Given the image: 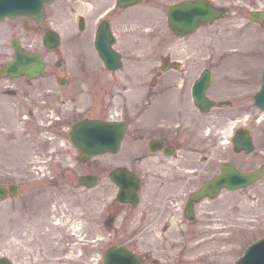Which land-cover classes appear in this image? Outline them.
Segmentation results:
<instances>
[{"label": "flooded vegetation", "instance_id": "af4514ba", "mask_svg": "<svg viewBox=\"0 0 264 264\" xmlns=\"http://www.w3.org/2000/svg\"><path fill=\"white\" fill-rule=\"evenodd\" d=\"M100 1L99 6L106 4V0ZM68 6L55 5L54 9L64 11ZM75 8L86 10L87 14V9L80 4L74 5ZM77 11L74 19L70 17L63 25L60 21L56 24L61 31L42 25L44 17L38 21L29 16L34 20L31 25L38 26L37 40L46 50L55 53L52 62H47L44 54L46 68L52 66L53 71L43 78V75L35 79L25 75L10 77L11 81L20 80L6 84L10 87L6 92L26 91L22 96L29 105L42 100L45 102L43 109L54 108L55 113L57 110L58 118L49 113L54 118L46 128L35 125L36 118L32 116L23 117L26 133L42 142L41 149L31 156L32 160H39L41 153L55 160L60 158L59 145L66 144L68 127L78 119H120L124 123L123 135L118 150L108 155L107 177L114 186L111 188L116 189L109 177L113 168L125 166L134 173L138 177V202L131 205L118 201L113 195L107 203V221L116 217L128 219L131 211L138 222V238L158 235L162 240H186L195 234L202 236L209 232L224 236V229L210 230L209 227L215 228L224 221L225 200L221 198L231 189L217 188L208 182L207 193H215L214 196L206 194L201 199L189 200V194L222 172V164H230L240 171H250L264 164V153L260 155L263 150L256 147L251 152L235 150L233 140L225 138L224 126L225 116L236 113L239 115L235 119L248 125V116L244 113L251 114L252 109H256L251 101L253 89L258 85L256 63L249 64L243 59L242 63L227 64L230 59L197 57L193 51L178 57L173 55L170 42L163 43V48L158 46L156 57L129 58L128 12L118 6L105 18L113 47L121 56L120 68L109 70L95 49L92 21ZM73 22L75 25L71 29L74 31L68 33L66 27ZM50 29L58 34L54 50L43 43ZM136 37L140 39V33H136ZM31 45L26 47L33 49ZM70 65L76 66L75 73L66 69ZM206 69L209 80L203 88L205 101L202 104L208 106L204 110L194 101L193 85ZM84 91L90 93V99L84 101L87 102L86 112L67 113L66 101H74ZM98 103L103 108L101 115L96 111ZM21 106L24 112H29L25 111L28 105L24 100ZM255 120L256 116L253 122ZM248 126L244 127L250 132L251 126ZM95 158L83 159L77 155V162L85 166L83 173L98 175ZM42 172L50 176L45 182L48 186L24 184L34 182L32 178L16 181V192L10 198L9 227H0V238L8 234L11 239L9 257L12 264H97L96 188L65 186V173L55 167ZM256 181L235 192L258 191ZM73 190L91 191L90 207H83L79 197H70L66 212L62 199L66 192L71 194ZM46 191L48 195L45 196ZM218 198L221 200L215 201ZM2 248L0 255L6 254ZM139 255L142 264L157 262L156 256L149 251L139 252Z\"/></svg>", "mask_w": 264, "mask_h": 264}, {"label": "rangeland", "instance_id": "374dc122", "mask_svg": "<svg viewBox=\"0 0 264 264\" xmlns=\"http://www.w3.org/2000/svg\"><path fill=\"white\" fill-rule=\"evenodd\" d=\"M175 1L178 0H142L138 5L129 8V31L130 33L138 32L141 34L139 44L133 43L134 35L130 36L129 54L127 55L129 58L156 57L158 46L163 48L164 45L161 46L163 43L170 42L173 43V48L171 49V51H174L173 55L178 57H185L193 51L194 56L198 55L197 57L230 59V62L226 61L227 64L242 63L243 59H246L245 62L249 64L256 63L259 84L264 40V19L253 20L250 18L249 13L255 9H264V0H209L216 5L228 6L229 13L201 24L195 31L185 36L174 34L167 25L165 10L170 3ZM67 3L66 0L47 1L45 3V16L42 25L53 26L61 31L56 24L59 22L60 17L58 16L63 12V9L56 10L58 8L54 9L55 5H59L60 8L71 5V18L74 19L78 10L77 12H82L84 16H87L89 22L97 11L104 7V5L102 7L99 6L102 3L100 0H67ZM104 3L108 4L110 2L106 0ZM78 4L87 9V14L86 10L74 9V5ZM31 21L33 22L34 20L26 15L6 16L0 19V65L11 55L13 49L10 46V41L13 36H18L25 46H29L32 43L30 47L33 49H42L47 62H52L55 53L48 49L46 50L40 41L37 40L38 26L33 27ZM89 22L88 29L90 32ZM137 24L143 30L137 28ZM74 25L73 22L66 27L69 31L68 33L74 31V29H71ZM135 25L136 27L133 28ZM132 30L135 31L132 32ZM137 30H142V33ZM75 68L76 66L74 65L66 67L71 73H75ZM52 71V66H48L44 70L42 78ZM10 79L8 76L0 77V184L7 185L13 181L32 178L34 182H26L24 184L48 186L49 184L45 182L50 178L49 174H44L41 170L37 173L35 172L38 170L37 165H42V170H50L52 167L61 169L65 173V186L77 185L76 176L85 170V166L77 162V150L66 137V144L59 145L61 147L60 158L47 161L46 156L41 153L39 160H32L31 156L37 153L38 149H41L42 142L37 141L35 136H30L26 133L27 126L23 122L26 119L23 117L32 116V118H36L34 120L35 125L37 124L40 128H46L48 122L46 119L50 118V115L53 114L58 118L57 110L55 113L53 112L54 108H51V110L43 109L45 102L42 100L29 105L26 98L22 96V94H26V91L21 92V89H17L16 92L12 91L14 93L11 91L6 92L5 89H10L6 84L19 82L20 80L11 81ZM248 86L249 89L252 88L251 84ZM29 89L31 90V87ZM32 90L35 91L36 88H32ZM89 94L88 91H84L78 94L74 101H66L67 105H69L66 110L67 113L68 111L70 113L86 112L85 106H87V102L84 101L90 99ZM30 97H33L32 94ZM84 97L86 99H83ZM22 100L28 105L25 111L29 110V112H24V108L21 106ZM74 103H77L78 106L73 105ZM101 110L103 108L98 103L97 114L101 115ZM252 112L251 114L247 113L248 119L246 121L251 126L256 148L264 151V109L253 108ZM238 115L236 113L225 116L224 126L227 127ZM254 116H256V120L253 122ZM263 153L260 151V155ZM108 155L109 153L107 152L101 153L94 160L97 173L99 174L96 186L98 217L97 264H102L101 253L105 247L112 243L120 242L126 243L135 252L149 251L152 255H156L158 258H156L157 262L155 264H230L243 252L249 242L264 233V177L256 182L258 191L254 189L253 192L246 193L228 190L224 198H221L225 200L226 208L225 235L217 236L215 241L208 238L207 235L199 236L196 234L191 239L188 238V240H162L158 235L138 238V222L132 216L131 211L128 212V219L116 217L113 221L107 223V203L114 195V189H112L114 186L107 177ZM47 192H44L45 196L48 195ZM90 193L91 191L89 190L85 192L73 190L71 194L66 192L65 197L62 199L66 203L63 206L64 208L66 207V212H68L70 207V197H79V200H82L81 204L83 207H90ZM221 199L218 198L215 201ZM242 199H245V201L241 202ZM10 209L11 199L9 197L0 198V227H9ZM211 230L214 229L211 228ZM1 236L0 248L8 249H2L4 252L9 251L11 239L8 234H2Z\"/></svg>", "mask_w": 264, "mask_h": 264}, {"label": "water", "instance_id": "95a60500", "mask_svg": "<svg viewBox=\"0 0 264 264\" xmlns=\"http://www.w3.org/2000/svg\"><path fill=\"white\" fill-rule=\"evenodd\" d=\"M45 0H0V17L4 15L15 16L17 14H32L40 18L43 13V3ZM139 0H121V4L134 3ZM226 7L215 6L208 0H181L171 3L166 11L167 22L174 31L184 34L194 30L200 23L226 14ZM263 17L264 10L251 12V17ZM97 40L98 51L110 67L118 66L117 54L109 44V32L106 26ZM106 41V42H104ZM13 44L16 48L14 57L6 62V71L11 74H27L28 76H38L43 68L44 63L39 52L26 51L18 46V40L15 38ZM48 44V43H47ZM53 44V43H52ZM49 46H53L49 44ZM264 57V46H263ZM198 79L194 85L193 92L197 102L202 103L205 99L202 96L203 88ZM198 83V84H197ZM254 101L260 107H264V64L262 72V82L258 91L254 95ZM72 142L78 147L80 152L95 153L106 150H115L119 145L122 135V126L109 121L99 119H81L77 121L69 131ZM240 141L237 144L246 146L247 150L251 149L249 137L245 135H236ZM263 168L247 173H241L236 170L224 173L214 177V183L217 185L225 184L229 187H236L245 184L261 175ZM114 179L119 185L118 198L121 200H135V189L137 179L126 170H115ZM233 177L234 179H228ZM91 179L88 184L95 182V176L84 175L79 177V181ZM13 192L12 185L10 186ZM200 192V191H199ZM198 194H192L196 197ZM104 264H139L140 258L131 252L125 245H110L102 254ZM0 264H10L6 258L0 259ZM231 264H264V236L250 243L244 253Z\"/></svg>", "mask_w": 264, "mask_h": 264}, {"label": "bare ground", "instance_id": "6f19581e", "mask_svg": "<svg viewBox=\"0 0 264 264\" xmlns=\"http://www.w3.org/2000/svg\"><path fill=\"white\" fill-rule=\"evenodd\" d=\"M73 4V3H72ZM72 7H71V5L70 6H68V7H66L65 8V10L58 16V17H60L59 18V21H60V23L63 25L65 22H66V20L67 21H69V19L68 18H70V9H71ZM57 17V18H58Z\"/></svg>", "mask_w": 264, "mask_h": 264}]
</instances>
